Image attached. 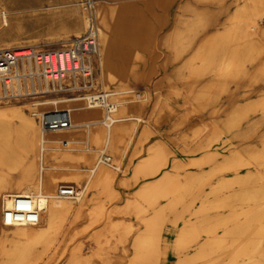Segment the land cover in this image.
Returning <instances> with one entry per match:
<instances>
[{
  "label": "rangeland",
  "instance_id": "rangeland-1",
  "mask_svg": "<svg viewBox=\"0 0 264 264\" xmlns=\"http://www.w3.org/2000/svg\"><path fill=\"white\" fill-rule=\"evenodd\" d=\"M86 1L0 0V17L2 18V22H0V44H9L11 45L10 49L21 47H30L35 51L59 49L63 44L69 42L62 41L61 38L64 34L59 30V27H68L72 20H81L83 15L86 16ZM91 1L95 2V0ZM127 1L136 6H142L144 2L156 0ZM246 1L214 0L212 3H208L206 0H200V2L199 0H163V6L155 7L153 13L148 11L140 13L137 15L138 20L133 32L136 35L140 34L141 39L138 42L120 39L118 42L120 45L116 47L120 55L112 58L117 65L122 58H125L123 52L129 51L133 53L134 56L130 57L129 64L133 66L132 74L134 76L132 77L131 73L128 74L130 78L125 79V81L127 80L125 86L119 83V80L110 82L105 86V84L97 81L98 76L95 71L92 76L95 87H91L86 92L98 93L102 90L116 91L130 88L132 90L131 93L117 95L116 97L132 100L129 105L133 115L136 114L135 109L137 107L140 110L139 115L143 120L139 122L132 121L135 123L132 125L134 126L133 138L139 131H141L144 140H147L151 135L166 138L174 137V144H172L174 148L186 155L193 154L195 150H200V145L197 142L202 141L204 144L206 142L196 135L207 131L213 121L224 119L230 110L235 113L237 108H242L249 102H255L259 97L264 96V79L258 76L262 68H264V35L254 32V34H246V32L243 33L241 31L240 24L243 23L245 18L241 4H246ZM187 2L203 7L202 9L206 12L212 11L216 25L200 29L195 33L183 32L181 21L190 20L192 17L191 13L182 8ZM93 5L96 6L95 3ZM1 14H4L5 20ZM177 20L181 22L178 25L176 23ZM256 22L259 30H264V14L256 16ZM175 26L178 27V32H180L179 40L172 41L169 37ZM82 29L80 26L79 30L82 31ZM212 35H218V38H215L216 43L218 41V44L224 46V51L229 52L230 58L234 59L235 70L238 68L237 72H239L235 79L225 83L224 91L220 93L214 111L210 109L203 110L202 107H198L196 101L189 96H187L188 98L185 97L186 94L184 92V87L190 77V68L200 65V61L194 59V48L189 45V42L193 40L196 43H200ZM72 38L70 37V39ZM172 43H179V45L174 47L171 46ZM181 45L185 51L180 56H177L175 50L180 48ZM223 58L225 59L226 57L221 53L216 56V67L222 64L220 61ZM213 77L212 71L205 73L196 80L195 89H200L204 84L210 82ZM61 96L68 97L67 94H62L47 95L46 98H58ZM250 98L256 99L246 103V100L248 101ZM21 101L22 103L26 102L30 106L31 102L35 100L24 99ZM8 104L17 105L19 101H9ZM2 105H5V103H2ZM51 109L53 108L48 110ZM27 112L29 113V110ZM31 116L37 120V114ZM254 119H260V124L254 132L253 139L251 137V141H246V125ZM238 131H244V136H236ZM260 135L264 136V116L258 114L253 116L250 114L247 117V122L245 119L232 132L221 133L218 138L210 143L207 151L213 152L215 157L220 159H223L226 156L225 154H229L228 159L233 160L236 152L234 150H239L245 156L246 149H251V147H255L254 145L260 146ZM120 148L123 149V146H120ZM50 152L57 161H65V149L58 148ZM7 154L12 155L11 153ZM104 154L109 155L108 153ZM98 155L99 153H96L94 158L96 159ZM200 157L186 163L174 161L171 165V170L183 172L193 164L192 167L201 168L205 165L198 166L196 163L197 160H200ZM131 162L132 159L128 160V163L123 166L122 160L120 169L115 170V177L112 181L103 178V180L99 181L97 190H91L85 195L87 204L84 207L83 216L72 223V228L76 230L77 234L70 241L68 240V250L72 251L71 249L77 248L79 254L85 260L75 263L68 255H65L57 258L51 264H127L134 258L131 242L135 236L144 233L147 221L153 219L157 214L161 215L163 230L168 215L174 214L187 197L195 194L204 185L203 183L209 180H205L202 185L197 186L195 191L191 189L189 191V186L187 185V189H184L186 188L184 182L187 181L188 176L190 177L196 173V171H190L180 176V182L177 184L178 175L174 177L169 175V171L164 170L162 172V168L167 164V152L162 144L140 163L136 164L132 175L129 176L127 173L130 172ZM110 163L111 166L100 164L112 170L113 167H117L112 157ZM155 164L160 165L158 168L153 169ZM151 167L152 171L150 170ZM250 170H254V167H251ZM2 171L5 172L4 169H0V174ZM259 171L264 173V167H259ZM118 174L122 176L117 179ZM157 174H160V176ZM143 176L156 177L151 182L140 186L142 188H140L137 197H134V193L127 195L126 198L119 197L115 186L122 188L133 186L137 183L135 181ZM124 179H127L126 186L120 185V182ZM80 185L82 183L76 184V187ZM208 185L210 189L205 196H218L216 201L213 202L214 204L211 205V211L218 210V208L231 211V204L239 202L240 206H235L233 210H238L240 215L244 213V219L236 221L237 215H231L218 221V217L215 216L207 220V225L204 228L203 224L206 220L199 222L198 225L193 223L184 225L179 230L178 240L174 244V248L177 250L185 248L195 241L200 232L215 233L212 235L213 240L206 241L204 244V246H208L207 251H203L200 248L190 256L179 257L176 264H216L223 259L225 261L221 264H238L239 260L242 259L247 260L245 264H252L253 262H249L251 258L255 255H260L264 251V234L256 235V230L260 224L255 221L252 222L250 228L242 233L232 234L229 230L235 226L241 227L249 213L257 210L258 206H264V199L246 203V201L236 200L234 194L238 190L248 191L264 187V179L245 183L244 189L241 188V185H233L237 189L223 194V191L230 189L212 193L211 188L214 184L209 182ZM210 192L211 194H209ZM148 195L150 198L147 201ZM226 195L230 197H226ZM162 200H165V202L161 203ZM147 203L152 206L150 210L147 207ZM243 203L246 204L245 209L242 207ZM171 206L174 207L171 208ZM126 210H129L128 214L125 213ZM207 210H209V207L203 205L195 214H205ZM148 211L150 212L149 215L147 214ZM231 221L233 223L228 226ZM261 222H264V219L260 220ZM141 225L143 227L138 229V226ZM0 226L3 229V236L1 237L3 238V244L8 248L10 245L9 234L11 227H5L1 224ZM219 227L224 228L220 236L217 235V228ZM5 235L7 236L6 240ZM108 239L111 241L105 245ZM255 244L256 247L253 249L252 247ZM230 250L232 251L229 254ZM60 251L59 249L57 250V252ZM240 251L244 253L241 254ZM161 257L163 260V255ZM157 263L149 261L147 264ZM160 264H163V262Z\"/></svg>",
  "mask_w": 264,
  "mask_h": 264
},
{
  "label": "bare ground",
  "instance_id": "bare-ground-1",
  "mask_svg": "<svg viewBox=\"0 0 264 264\" xmlns=\"http://www.w3.org/2000/svg\"><path fill=\"white\" fill-rule=\"evenodd\" d=\"M213 1L206 0L208 3ZM93 3L96 4L93 7L98 28V49L95 55L89 57L93 72L96 71L97 81L105 86L117 80L125 86L127 83L125 79L130 78L128 74L133 73V66H130L129 59L134 54L129 51L123 52L125 58H122L116 65L112 58L120 55L119 50L116 49L120 45L118 42L120 39L138 42L141 36L133 32L138 20L137 15L146 11L153 13L155 7H162L164 2L163 0L144 2L142 6H136L127 0H95ZM241 7L245 14L244 21L240 24L241 31L246 34L254 32L264 35V30H259L256 22V16L264 14V0H247L246 4H241ZM182 8L192 15L190 20L181 21L183 32L195 33L200 29L216 25L212 11L206 12L202 9L203 7H198L191 2L185 3ZM0 22H2L1 17ZM181 22L177 20L176 23L178 25ZM85 24L86 16L83 15L81 20H72L68 27H59L64 34L62 41H70V37L81 35ZM80 26L83 28L82 31L79 30ZM177 28L175 26L170 32L169 38L172 41L179 40L180 32ZM215 38L217 39L218 35H212L200 43L193 40L189 42V45L194 48V59L200 61V65L190 68V77L184 87L186 98L189 96L196 101L198 107L211 111L215 110L217 99L224 91L225 83L235 79L239 73L238 68L235 70L234 59L230 58L229 52L224 51L223 45L218 44V41L216 43ZM68 43L63 44L62 47L67 46ZM177 45L179 43H172L171 46L177 47ZM0 48L10 49L11 45L0 44ZM175 51L176 55L180 56L185 49L181 45ZM220 53L226 58H223L220 61L222 64L216 67V56ZM211 71L214 74L213 79L200 89H195L196 80ZM258 76L264 79V68ZM64 81L66 83L73 81L78 85L84 79L75 75L74 77L67 76ZM89 86L95 87L93 78ZM102 91L110 93V98L107 100L108 104L112 105L110 111H107L99 101L90 105L88 100L90 101L91 96H96L95 93H84L85 97L75 95L74 97L43 98L31 102L30 106L26 102L22 103V99L15 100L19 101L17 105H9V101L2 102L5 105L0 103V169L5 171L0 174V216L2 209L10 206V197L13 196L32 197L39 213V220L35 225L10 226L8 248L3 244V238H1L3 229L0 226V264H51L65 255H68L75 263L85 260L77 248L71 249L72 251L68 250V240L70 241L77 234L72 228V223L83 216L84 207L87 204L85 195L91 190H97L98 183L103 178L113 180L115 170L120 169L124 155L133 141L134 126L132 125L135 123L132 121L143 120L139 115L138 107L135 109V115L131 113L129 105L131 99L116 97L131 93L130 88ZM50 108L68 110L71 127L42 130L37 120L31 115H40L44 110L49 111ZM250 114L264 116V96L259 97L255 102H249L242 108H237L235 113L230 110L226 118L213 121L207 131L196 135L206 141L205 144L198 146L200 150L206 151L196 163L198 166L207 165L208 167L188 176L187 181L184 182L185 186H189L188 190L195 191L197 186L202 185L205 180L224 173H233V175L224 176L222 180L214 184L211 188L212 193L231 189L233 185H241L243 188L245 183L264 179V173L259 171V167H264V136L260 135V139L258 138L260 146L254 145L255 147L246 149L245 156L239 150H234L236 152L233 160L228 159L226 155L223 159L215 161V154L207 151L210 143L221 133L232 132L245 119L247 122ZM201 128L203 129L202 126ZM248 132L249 129L246 130V140H252ZM236 133L238 137L245 134L244 131ZM120 146H123V149ZM58 148L66 150L65 161H57L50 152ZM96 153L99 155L108 153L117 167H113L112 170L104 166L107 164H100L99 155L96 159L94 158ZM108 165L111 166V163ZM159 165L155 164L153 169L158 168ZM251 167H254V170H250ZM241 169H246V173H239ZM150 170L152 171V167ZM80 183L82 185L76 187L79 194L76 199L62 197L56 193L61 184L76 186ZM120 183H123V180ZM187 186L184 189H187ZM234 195L236 200L241 202H257V200L264 199V187L248 191L238 190ZM226 197L230 196L226 195ZM259 207L249 213L241 227L235 226L229 231L232 234L245 232L255 221L260 224L256 235L264 234V222L260 223V220L264 219V206ZM125 213L128 214L129 210ZM162 221L161 215H155L153 219L147 221L144 233L133 238L131 248L134 258L127 264H147L149 261L160 264L163 262L160 242V235L163 231ZM110 241L108 239L105 245ZM255 247L256 244L252 248L255 249ZM58 249L61 251L57 252ZM240 253L244 252L240 251Z\"/></svg>",
  "mask_w": 264,
  "mask_h": 264
},
{
  "label": "built area",
  "instance_id": "built-area-1",
  "mask_svg": "<svg viewBox=\"0 0 264 264\" xmlns=\"http://www.w3.org/2000/svg\"><path fill=\"white\" fill-rule=\"evenodd\" d=\"M86 24L81 35L70 39L67 46L48 51H35L30 47L18 49L0 48V103L19 99L37 100L47 95L67 94L68 97L84 93L91 87L93 69L89 57L98 49V28L93 2H85ZM79 75L84 79L78 83H66L67 76ZM91 96L90 105L100 102L107 111L110 93L99 91ZM94 94V95H95ZM87 101V100H86ZM42 130L66 129L71 127L70 114L66 109L44 111L37 117ZM100 163L109 164V155L101 154ZM57 195L76 199L78 191L73 184L58 186ZM10 206L1 211V225H35L39 213L32 197H10Z\"/></svg>",
  "mask_w": 264,
  "mask_h": 264
},
{
  "label": "crops",
  "instance_id": "crops-1",
  "mask_svg": "<svg viewBox=\"0 0 264 264\" xmlns=\"http://www.w3.org/2000/svg\"><path fill=\"white\" fill-rule=\"evenodd\" d=\"M256 98H250L248 101L246 100V103L252 100H255ZM260 120V119H259ZM258 119H254L249 122V125H246V130L249 129L248 134L250 137L253 138L254 132L256 128L259 126L260 121ZM137 131V130H136ZM140 132V133H139ZM138 134L134 135L133 141L131 146L129 147L128 151L126 152V155L123 158V166L128 163V160L132 159V162L130 163V172L127 173L129 176L132 175L133 168L136 166V164L140 163L143 159H145L153 150H155L159 145H164L166 152H167V164L164 168H162V172L169 171V175H173L174 177L178 175L179 179L176 180L177 184L180 182V176H183L185 173L190 171H201L203 169H206L208 166H203L201 168H195V167H188L183 172H176L171 170V165L174 161L186 163L190 160L199 158L202 156L206 150H197L194 151L193 154L186 155L177 150L172 146L174 144V137H162V136H155L151 135L148 137L147 140H144V137L141 135V131H139ZM136 133V132H135ZM246 141H251L247 139ZM253 143V142H250ZM197 144H203L202 141L197 142ZM181 146V145H180ZM194 147V146H193ZM229 155V154H225ZM221 160L218 157H215V161ZM241 174L246 173V169H242L239 171ZM161 174V173H160ZM160 174H157L160 176ZM156 175V176H157ZM233 175V173H228L226 175H216L211 177L208 181L202 185V187L193 195L186 198L184 203L180 205L174 214H169L166 223L164 224L163 233L161 235V250L163 255V264H176V261L179 257L182 256H190L194 253H196L200 248L203 249V251H207L208 246H204L206 241L213 240V236L215 232H212L210 234L200 232V235L196 238L195 241L187 245L185 248H182L180 250H177L174 248V244H176V241L178 240V232L179 230L186 224L193 223L195 225H198L199 222L206 220L203 224V228L207 225L206 222L209 220V218L212 217H218V221L222 218H226L231 215H237L236 221H241L244 219V213L243 215H240V212L238 210H233L235 206H240L239 202L237 204L232 203L230 206L231 211L228 209L222 210L221 208H218V210H212V206L216 201L218 196H205V194L209 191V182L211 184H217L220 180L223 179L224 176L229 177ZM121 174L117 175V179L121 177ZM156 176H143L140 179H138L136 184L130 187H120L115 186L116 192H118L120 198H126L127 195L134 193V197H137L138 192L140 191V186L143 184H147L155 179ZM157 176V177H158ZM127 179L123 180V183H120V185L126 186ZM237 189L236 186H233L230 190L223 191V193H229L230 191ZM221 195V194H220ZM149 195L147 196V201L149 199ZM165 200H162L161 203H164ZM203 205H206L209 207V210L205 212V214H195L196 211ZM147 207L150 210L152 206L147 203ZM243 209L246 208V204L243 203ZM224 208V207H223ZM148 211V215H149ZM233 222H229L228 226H230ZM174 224V226H173ZM143 226H138V229H141ZM223 227L217 228V235L220 236L223 231ZM232 250H230L229 254ZM227 260V259H226ZM225 259L220 260V262L216 264H221ZM247 260L242 259L239 260L238 264H245ZM249 262H253L252 264H264V251L261 252L260 255H255ZM251 264V263H246Z\"/></svg>",
  "mask_w": 264,
  "mask_h": 264
}]
</instances>
